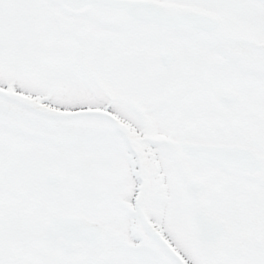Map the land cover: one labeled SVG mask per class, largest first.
I'll return each instance as SVG.
<instances>
[{"label": "snow or ice", "instance_id": "snow-or-ice-1", "mask_svg": "<svg viewBox=\"0 0 264 264\" xmlns=\"http://www.w3.org/2000/svg\"><path fill=\"white\" fill-rule=\"evenodd\" d=\"M0 264H264V0H0Z\"/></svg>", "mask_w": 264, "mask_h": 264}]
</instances>
